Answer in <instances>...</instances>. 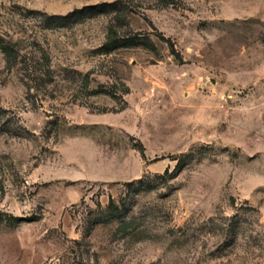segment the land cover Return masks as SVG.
I'll return each instance as SVG.
<instances>
[{
  "label": "rangeland",
  "instance_id": "1",
  "mask_svg": "<svg viewBox=\"0 0 264 264\" xmlns=\"http://www.w3.org/2000/svg\"><path fill=\"white\" fill-rule=\"evenodd\" d=\"M0 264H264V0H0Z\"/></svg>",
  "mask_w": 264,
  "mask_h": 264
},
{
  "label": "trees",
  "instance_id": "2",
  "mask_svg": "<svg viewBox=\"0 0 264 264\" xmlns=\"http://www.w3.org/2000/svg\"><path fill=\"white\" fill-rule=\"evenodd\" d=\"M116 36V31L114 29H110L108 41L106 42L107 49H113L114 47H120V46H129L134 44H139L140 41L136 42L133 38H123L120 40V42H117V38H114Z\"/></svg>",
  "mask_w": 264,
  "mask_h": 264
}]
</instances>
